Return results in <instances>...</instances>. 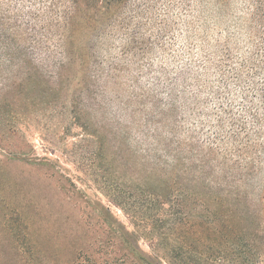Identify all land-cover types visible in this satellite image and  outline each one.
I'll use <instances>...</instances> for the list:
<instances>
[{
    "label": "rangeland",
    "instance_id": "obj_1",
    "mask_svg": "<svg viewBox=\"0 0 264 264\" xmlns=\"http://www.w3.org/2000/svg\"><path fill=\"white\" fill-rule=\"evenodd\" d=\"M253 2L0 0V264H113L118 221L152 254L196 162L162 146L264 152Z\"/></svg>",
    "mask_w": 264,
    "mask_h": 264
},
{
    "label": "trees",
    "instance_id": "obj_2",
    "mask_svg": "<svg viewBox=\"0 0 264 264\" xmlns=\"http://www.w3.org/2000/svg\"><path fill=\"white\" fill-rule=\"evenodd\" d=\"M253 5L264 47V0H254ZM260 112L264 114V108L259 110L254 105L251 116L261 127ZM146 123L151 124L152 119ZM149 131L143 134L150 137ZM233 139L237 145L235 160L220 159L211 147L193 150L181 143L173 145L175 142L171 148L162 146L177 170L184 158L181 153L188 152L196 162L184 174L174 176L183 187L174 196L173 208L164 210L158 236L149 239L157 242L152 254L138 248L141 238L133 231L119 221L113 224L111 245L119 253L113 264H264V184L256 194L249 191L264 152H251L248 137L240 139L236 134ZM132 217L136 222V216ZM26 243L40 249L33 242Z\"/></svg>",
    "mask_w": 264,
    "mask_h": 264
}]
</instances>
